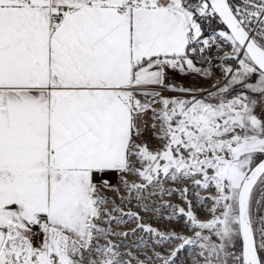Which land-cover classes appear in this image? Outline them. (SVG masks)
Here are the masks:
<instances>
[{"label":"snow or ice","instance_id":"snow-or-ice-1","mask_svg":"<svg viewBox=\"0 0 264 264\" xmlns=\"http://www.w3.org/2000/svg\"><path fill=\"white\" fill-rule=\"evenodd\" d=\"M0 264H264V0H0Z\"/></svg>","mask_w":264,"mask_h":264}]
</instances>
